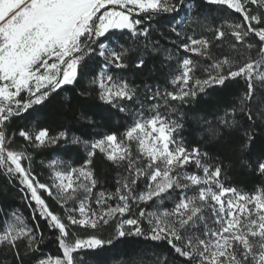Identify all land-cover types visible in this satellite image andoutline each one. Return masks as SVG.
<instances>
[{
    "label": "snow or ice",
    "instance_id": "6c2138e0",
    "mask_svg": "<svg viewBox=\"0 0 264 264\" xmlns=\"http://www.w3.org/2000/svg\"><path fill=\"white\" fill-rule=\"evenodd\" d=\"M203 3L225 5L242 20L216 22L186 0H0V175L21 186L32 220L38 216L55 233L60 253L38 255L44 243L39 223L29 226L20 213L0 209V264H82L80 253L125 237L150 244L145 251L153 253L152 264H264V184L241 191L228 181L235 164L264 177V152L251 155L264 131V0ZM167 17L169 35L159 28L154 34L152 24ZM156 57L171 90L159 77L136 84L125 76L130 67L154 74L149 61ZM97 58L90 83L124 121L123 131L85 136L63 127L53 132L35 120L31 128L9 131L13 119L73 91ZM230 81H242L244 90L222 114L201 123L210 141L235 145V160L210 156L183 135V109ZM72 99L65 95V106ZM17 136L33 149L75 147L85 159L78 167L53 161L52 182L42 183L25 166L31 154L13 146ZM98 155L122 170L114 192L94 193ZM106 226L113 238L99 235Z\"/></svg>",
    "mask_w": 264,
    "mask_h": 264
},
{
    "label": "trees",
    "instance_id": "16d2710c",
    "mask_svg": "<svg viewBox=\"0 0 264 264\" xmlns=\"http://www.w3.org/2000/svg\"><path fill=\"white\" fill-rule=\"evenodd\" d=\"M186 3H189V6L194 3L201 10L202 15L215 18L216 22H241L242 20V17L232 10H229L225 5H206L203 3V0H186ZM181 15H183V12ZM169 19L170 17L164 18L159 24L154 22L152 24L154 34L157 28H159L160 31L164 32L165 37H167L169 33L167 32L166 26ZM156 39L159 40L161 45L167 47V42L164 38L156 34ZM253 55H255L254 52ZM193 59H198V57L193 56ZM152 65L156 68L154 74H149L147 68L144 72H134L131 67L124 74L130 81L136 84H142L145 79L153 82L159 77V83L167 86L171 90V85L167 83L168 78L160 70V58L156 57L150 60L149 67ZM98 67L99 59L97 58V61L89 63L88 68L82 74V78L73 91L54 96L50 103L43 108H39L31 115L13 119L8 125L9 131L12 132L25 126L31 128L34 120L39 121L40 126L51 128L53 132L63 127L68 128L70 132L84 134L85 136H91L95 132L106 131L110 128L123 131L122 125L124 121L119 118V114L115 113L114 109L97 99L94 85L90 83L93 75L98 71ZM197 75H200V73L198 72ZM244 87L242 81L227 82L224 87L209 89L207 94L198 96L191 106L183 109V112L186 114L184 117L185 131L183 135L186 137L188 145H199L210 156L224 154L232 157L234 160L236 159L237 153L235 145L226 149L222 143L210 141L207 135L203 133L201 120L202 118L212 120L216 115L222 114L224 109L236 100L239 93L244 90ZM65 95L73 97L70 106H65L64 104L63 98ZM82 114H86L87 120L95 123L94 128L88 126L87 120L81 119ZM237 139H239L238 135H234L233 140ZM13 146L17 150H26L31 154L30 165L29 162H25V166H30L31 171L37 179L46 184H51L50 164L53 161H62L65 166L78 167L85 159V154L75 147L67 149L60 147L33 149L26 145L22 141V138L18 136ZM262 152H264V131L261 132V136L253 145L251 151L252 158L255 159ZM92 167L98 179V185L94 189V193L101 190L114 192L117 186V173L122 170H118L99 155L93 159ZM9 179H6L4 175H0V209L9 213V215L12 212L20 213L29 226L39 223L44 234V243L40 245L41 252L37 254L59 255L58 245L55 241V233L50 232L47 224L43 220H40L38 216L35 221L32 220L33 210L29 206L28 201L24 199L25 193L20 191L21 186L16 181L9 183ZM228 181L237 186L241 191H252L257 186L264 184V177L254 174L250 169L240 167L239 164H235L228 173ZM42 195H44L46 202L54 212L60 215L64 214L63 208L60 207L54 198L48 197L44 193ZM167 206H170V204ZM3 221L4 212H0V223ZM71 231L80 237L87 235L85 230L79 229L76 226H71ZM99 235H102L105 239L113 238L112 227L106 226ZM150 247H152L150 244L137 238L125 237L114 240L112 245L107 246L102 251L96 253L90 251L82 252L79 256L83 257L82 264H130L132 258L143 260V264H152L154 258L153 253L145 251ZM158 251L159 249H153V252Z\"/></svg>",
    "mask_w": 264,
    "mask_h": 264
},
{
    "label": "rangeland",
    "instance_id": "374dc122",
    "mask_svg": "<svg viewBox=\"0 0 264 264\" xmlns=\"http://www.w3.org/2000/svg\"><path fill=\"white\" fill-rule=\"evenodd\" d=\"M58 162V161H57ZM52 164V163H51ZM50 164V165H51ZM53 174H54V169L52 167H50V181L52 182V177H53ZM55 200V199H54ZM56 201V200H55ZM57 202V201H56ZM64 211V209H63Z\"/></svg>",
    "mask_w": 264,
    "mask_h": 264
}]
</instances>
